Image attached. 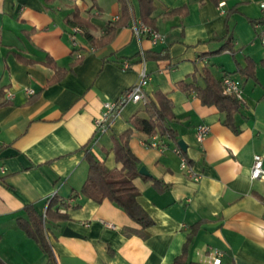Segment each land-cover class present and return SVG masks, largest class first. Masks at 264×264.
Instances as JSON below:
<instances>
[{"label": "crops", "instance_id": "1", "mask_svg": "<svg viewBox=\"0 0 264 264\" xmlns=\"http://www.w3.org/2000/svg\"><path fill=\"white\" fill-rule=\"evenodd\" d=\"M263 1L154 0L151 24L164 41L153 44L131 27L143 21L139 0H124L128 12L121 0H0V264H174L186 243V264H209L210 247L223 252L220 264H264V179L251 176L256 154L264 164V45L255 25ZM142 50L150 77L144 94L173 102L168 126L187 144L199 180L182 168L178 143L136 126L149 118L143 101H129L109 131H97L104 102L139 81ZM206 70L216 81L224 74L241 80L237 131L215 104L180 88L181 81L205 86ZM201 123L211 130L199 142ZM127 130L150 173L133 179L154 220L146 228L113 202L77 192L88 177L87 151L122 167L114 135ZM53 194L68 207L58 203L51 212L68 217H47L48 252L19 222L31 220L28 205L44 215ZM66 227L80 236L65 235Z\"/></svg>", "mask_w": 264, "mask_h": 264}, {"label": "trees", "instance_id": "2", "mask_svg": "<svg viewBox=\"0 0 264 264\" xmlns=\"http://www.w3.org/2000/svg\"><path fill=\"white\" fill-rule=\"evenodd\" d=\"M121 2L125 7V11L128 12V7L124 0H121ZM139 2L141 5L143 22L155 28L151 24L153 20L151 14L156 8L154 0H139ZM256 22L257 21L254 23ZM259 22L264 23V18L259 20ZM226 48L233 51L230 47ZM145 57L146 59L148 58L146 52ZM205 76V86L199 85L195 80L189 82L181 81L179 86L186 92L195 91L203 104H215L220 112L224 114V124L237 131L235 114L240 108L241 100L233 95L226 94L223 90L221 81L213 80L208 70L205 71ZM146 110L149 114V118L137 119L135 122L136 126L150 135L160 134L170 137L178 143L177 131L168 126V121L174 118L173 102L165 94L158 93L156 102L153 100L147 101ZM130 137L131 130H127L119 136L114 135V155L116 161L122 164L121 168H109L104 161L98 160L90 151H87L86 159L89 163L88 177L82 188L77 192L99 203L106 199L113 202L122 208L134 221L143 228H146L153 225L154 220L150 217L148 212L143 209L137 199L140 192L134 184L133 179L135 176L139 175L141 162L129 145ZM183 153L187 157L186 152L183 151ZM188 162L191 164L189 159ZM144 177L146 179L151 178L149 176ZM58 203H63V205L68 207L67 203L55 194L50 199L47 211L44 215L39 213L33 205H28L26 210L31 220L27 221L21 219L19 222L20 226L28 235L33 237L48 252L50 248L44 232L47 217L49 215L57 219L68 217L64 213L51 212L52 207ZM187 248L188 243L185 244L182 254L175 259L174 264H186Z\"/></svg>", "mask_w": 264, "mask_h": 264}, {"label": "built area", "instance_id": "3", "mask_svg": "<svg viewBox=\"0 0 264 264\" xmlns=\"http://www.w3.org/2000/svg\"><path fill=\"white\" fill-rule=\"evenodd\" d=\"M225 1L220 2V6H224ZM261 8L264 11V1L261 2ZM256 29H257V38L260 40V42L264 45V24L263 23H256ZM132 30L136 37L141 38L143 35L149 36L151 39V42L153 44H156L160 41H164V35L157 30L156 28H153L151 26L146 25L143 21H134L132 23ZM81 31L79 27L74 28V33L71 34L72 42L74 44L77 43L76 40V33ZM92 50H94L92 48ZM83 53L81 51L77 52V57H82ZM141 59L142 63L144 64L140 79L137 83L132 85L126 92H124L118 99L116 100H108L104 102L103 110L101 114L96 118L95 125L97 128V131L99 133H106L109 131L110 126L112 124L113 117L118 114L121 110V108L128 103L129 101H143L144 103H147L148 99L144 94V87L149 83V74L147 72L146 66H145V51H141ZM125 68L130 67L129 63L124 64ZM221 83L223 90L226 94L233 95L239 100H243V87L242 82L240 79L234 77L231 74H224L221 78ZM28 94H33L34 89L28 88L27 89ZM14 96V94L10 91L7 92L8 99H11ZM211 128L210 125L206 123H201L197 126L196 129V136L199 142H202L205 137L209 134ZM150 146H157V143L151 142L149 143ZM173 151L178 154L181 158V164L182 168L186 173H188L194 180H199V175H195L192 171L191 165L188 162L187 157L183 153V149L176 144L173 147ZM6 172L5 166H0V174H3ZM251 176L253 178H259L264 179V164H263V155L256 154L254 156V162L251 170ZM55 194H53L51 197H53ZM74 199L70 198L69 201L72 202ZM109 226L113 227L112 224H109ZM207 258L209 259V264H220L221 258L223 256V252L217 248L210 247L207 250Z\"/></svg>", "mask_w": 264, "mask_h": 264}, {"label": "water", "instance_id": "4", "mask_svg": "<svg viewBox=\"0 0 264 264\" xmlns=\"http://www.w3.org/2000/svg\"><path fill=\"white\" fill-rule=\"evenodd\" d=\"M178 145H180V147L183 150H187V144L185 143V141L183 139H180L178 141ZM139 173L143 174V175H149L150 173L148 172L147 168L145 166H141L139 169ZM64 234L68 235V236H80V234L76 233L75 231H73L72 229H70L69 227H66L64 230Z\"/></svg>", "mask_w": 264, "mask_h": 264}]
</instances>
